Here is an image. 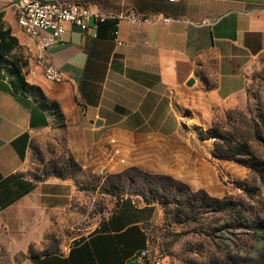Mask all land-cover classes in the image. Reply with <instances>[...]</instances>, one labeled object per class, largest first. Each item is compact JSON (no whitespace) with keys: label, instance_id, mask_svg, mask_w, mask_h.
<instances>
[{"label":"crops","instance_id":"0c3cea01","mask_svg":"<svg viewBox=\"0 0 264 264\" xmlns=\"http://www.w3.org/2000/svg\"><path fill=\"white\" fill-rule=\"evenodd\" d=\"M17 1L0 0V34L12 46L0 59L5 251L11 264H129L147 246L144 225L159 227L163 221L159 205L130 196L97 231L64 252L30 257L52 218L71 208L77 189L70 180L35 181L24 174L32 138L61 129L68 154L83 171L119 172L134 165L151 175L201 172L195 165L205 156V141L192 130L184 108L200 97L201 77L214 82L212 93L220 101L243 94L246 67L264 53V0H62L144 20L110 18L96 31L67 25L47 56L63 74L60 84L47 82L35 64L36 42L18 25ZM116 24L120 43L113 40ZM13 57L27 90L11 84L7 68ZM190 79L195 88L187 85ZM133 214L140 232L136 228L130 240L120 221Z\"/></svg>","mask_w":264,"mask_h":264},{"label":"rangeland","instance_id":"374dc122","mask_svg":"<svg viewBox=\"0 0 264 264\" xmlns=\"http://www.w3.org/2000/svg\"><path fill=\"white\" fill-rule=\"evenodd\" d=\"M245 76L243 94L228 102L213 95L214 82L198 85L200 97L184 108L183 115L195 126L191 129L199 137L200 131L216 128L225 134L232 146L246 148L264 164V53L246 67ZM191 87L195 88L194 84ZM201 139L205 143L200 150L205 156L200 165H195L202 167L197 174L151 175L134 165L119 172L78 169L72 178L77 189L71 208L52 218L42 240L34 244L31 252L36 255L47 251L64 252L73 243L97 231L123 198H140L136 191L145 188L143 180L151 176L169 177L187 188L188 196L202 192L212 200L230 202L234 208L231 214L213 202L195 213L193 221L169 225L162 221L159 227L150 228L147 246L142 250H146L156 264H264V245L258 246L256 240L258 231L264 239V165L249 169L237 161L225 159L227 147L219 139ZM69 157L61 129L42 132L32 138L24 174L35 180L47 179L52 165L64 166ZM238 158L246 160L248 157L238 155ZM129 179L134 181L133 186ZM122 216L117 214L116 219ZM239 216H243L247 227L239 224ZM120 222L125 225L128 239H132L136 228L140 232L135 214L131 220L121 219ZM226 224L232 225L229 245H224L220 239L219 229ZM0 264H11L1 237Z\"/></svg>","mask_w":264,"mask_h":264},{"label":"trees","instance_id":"16d2710c","mask_svg":"<svg viewBox=\"0 0 264 264\" xmlns=\"http://www.w3.org/2000/svg\"><path fill=\"white\" fill-rule=\"evenodd\" d=\"M11 50H12L11 44L5 42L2 38V35L0 34V59L3 58L7 53H10ZM7 71L12 77L11 84L13 85L14 88H17L18 86L22 90H27L28 86L26 85L24 78L22 76L21 68L18 63L17 58L13 57L11 59V65L9 68H7ZM44 79L47 82H50L45 77ZM201 80L203 81L204 84L206 85L208 84L205 78L201 77ZM199 135L201 138L203 137H206L207 139L217 138L220 141H222V143H224V146L227 147V154L224 155L225 159L237 161L252 170L258 169V167L264 165L262 162H259L258 158H256V156H254L246 148H238L236 146H232L230 140L226 138L225 134L221 133L216 128H211L210 130L206 132L200 131ZM238 155H247L248 158L246 160L239 159ZM67 169L69 172L67 171ZM78 169H81V168L72 159V157H69L64 162V166L62 165L60 166L59 164L58 166L57 164L52 165L51 170L47 173L48 175L46 176L47 179H41V180L33 179V180L45 181L48 179H58V180H70V181L72 180V182H74L72 178L75 177L74 176L75 171H78ZM129 180L131 182L130 183L131 186H133L134 181L132 179H129ZM143 185L145 186V188H140L136 191V193L138 194L137 196H139L145 204H148V205L157 204L161 207L162 212H163L164 225H169L171 223L180 224V223H183L189 220L193 221L194 219L193 215H195V213L199 212L201 208L207 207L209 205H213L214 203L219 204L221 206V210L223 211L227 210L231 214L233 213L232 211H234V208L230 202L227 203L225 201L212 200L211 198H209L207 195H205L202 192H198L195 194L189 193V196H188L187 188H185L183 185L179 184L178 182L172 180L169 177L147 176L143 180ZM120 202L116 206V208L120 205ZM238 219L240 221L239 224L244 225L246 227L248 226L243 216H239ZM231 226H232L231 224L230 225L226 224L225 226H222L219 229L221 243H223L224 245L232 241V238L230 236V235H233L232 231L230 230ZM150 228L151 230L154 229V227L144 225V230L146 234L148 233L147 240H149V236L151 234ZM258 234H259V231L256 233V240L258 242L257 244L258 246L262 247L264 245V239L260 236V234L259 235ZM139 252L140 251L136 252L132 256V258L128 261L129 264H138L136 262V256ZM49 253H60V252L47 251V252L41 253L40 255H36L31 252V247H30V257L31 258H37L38 256L46 255Z\"/></svg>","mask_w":264,"mask_h":264},{"label":"built area","instance_id":"2783aa9c","mask_svg":"<svg viewBox=\"0 0 264 264\" xmlns=\"http://www.w3.org/2000/svg\"><path fill=\"white\" fill-rule=\"evenodd\" d=\"M174 2V0H168ZM20 28L24 34L35 40L38 51V64L44 65L45 72L51 76L53 82L63 76L60 70L48 63L47 56L50 49L61 41L67 25H73L81 31L97 30L98 25L110 18L117 20L142 21L144 19L132 13L122 14L117 17L109 16L99 10L92 9L78 2L62 0H18ZM165 22L168 19H163ZM94 24L91 27L90 22ZM118 24L113 32V40L120 43L117 38ZM138 264H156L146 250H141L136 256Z\"/></svg>","mask_w":264,"mask_h":264},{"label":"bare ground","instance_id":"6f19581e","mask_svg":"<svg viewBox=\"0 0 264 264\" xmlns=\"http://www.w3.org/2000/svg\"><path fill=\"white\" fill-rule=\"evenodd\" d=\"M17 22H18V25H19V27H20L19 17H18ZM36 65L42 68V70H43V76H44L48 81H50V82L53 83V84L62 83V80H63V79H62V76H61L60 78L56 79V83L53 82V79H51V76H49V75L45 72L44 65H39V64H38V58H37V60H36Z\"/></svg>","mask_w":264,"mask_h":264},{"label":"water","instance_id":"95a60500","mask_svg":"<svg viewBox=\"0 0 264 264\" xmlns=\"http://www.w3.org/2000/svg\"><path fill=\"white\" fill-rule=\"evenodd\" d=\"M194 84V80L193 79H190L187 83L188 86H192Z\"/></svg>","mask_w":264,"mask_h":264}]
</instances>
